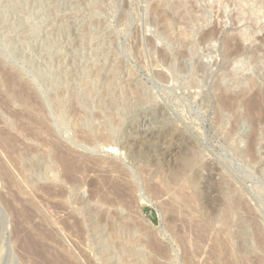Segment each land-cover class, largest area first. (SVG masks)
Returning <instances> with one entry per match:
<instances>
[{"label": "rangeland", "instance_id": "rangeland-1", "mask_svg": "<svg viewBox=\"0 0 264 264\" xmlns=\"http://www.w3.org/2000/svg\"><path fill=\"white\" fill-rule=\"evenodd\" d=\"M0 132V264H264V0H0Z\"/></svg>", "mask_w": 264, "mask_h": 264}, {"label": "bare ground", "instance_id": "bare-ground-1", "mask_svg": "<svg viewBox=\"0 0 264 264\" xmlns=\"http://www.w3.org/2000/svg\"><path fill=\"white\" fill-rule=\"evenodd\" d=\"M217 1H218V0H217ZM234 1H235V0H234ZM236 1H237V0H236ZM245 1H246V0H245ZM254 1H255V0H254ZM257 1H258V0H257ZM261 1H262V0H261ZM216 3H217V2H216ZM219 4H220V3H219ZM236 4H237V7H241L240 2H236ZM208 5H210V4H208ZM216 5H217V4H216ZM210 6H211V5H210ZM221 6H222V5H221ZM244 9H245V8H244ZM247 9H248V8H247ZM203 10H204V9H203ZM207 10H208V9H207ZM160 11H161V10H160ZM244 11H245V10H244ZM251 11H252L251 13L248 12L247 14H246V13H245V14H242V13L240 14V13H238V21L250 20L251 22H254L255 24H257V23L259 24V23H260V22H259L260 19L263 17V14H262V8H259V7H258V8H256V9L251 10ZM207 12H208V11H207ZM207 12H206V13H207ZM242 12H243V11H242ZM245 12H246V11H245ZM218 15H219V14H218ZM223 15H224V14H223ZM184 16H185V15H184ZM232 16H233V15H232ZM165 17H166V16H165ZM205 17H206V16H205ZM202 21H203V20H202ZM233 22H234V21H233ZM216 30H217V29H216ZM203 32H204V31H203ZM207 32H208V31H207ZM215 32L217 33V31H215V28H213L211 31H210V29H209L208 34L206 33L207 35H205V33H204V34H202V37H200V38H201L202 40H204V39H208V38H211V37L213 38L214 36H216ZM240 32H241V35H239V37H240L241 39H243V40H251V35H243L244 33H243L242 31H240ZM247 32H248V31H247ZM214 34H215V35H214ZM199 36H200V35H199ZM236 36H237V35H236ZM239 37H237V38H239ZM177 40H178V39H177ZM185 40H186V39H185ZM192 41H193V40H192ZM238 42H239V41H238ZM227 44H228V43H227ZM235 44H236V43H235ZM189 45H190V44H189ZM229 45H230V44H229ZM231 45H232V44H231ZM231 45H230V46H231ZM240 45H241V44H240ZM240 45H239V43H237V44H236V45L230 50V53H229V54L232 56V55L238 53V52L240 51V48H241ZM230 46H229V47H230ZM189 48H190V47H189ZM225 48H226V47H225ZM185 50H186V49H185ZM225 50H226V49H225ZM182 51H183V50H182ZM190 51H191V50H190ZM190 51H188V52L190 53ZM195 51H196V50H195ZM183 52H184V51H183ZM191 52H192V51H191ZM192 53H193V52H192ZM183 54H185V53H183ZM224 55H225V54H224ZM183 56H184V55H183ZM239 56H240V55H239ZM233 57H234V56H233ZM165 59H166V58H165ZM230 59H231V58H230ZM171 60H172V59H171ZM195 60H196V59H195ZM231 61H232V60H231ZM227 62H228V61H227ZM245 62H246V61H245ZM249 63H250V62H249ZM170 64H171V63H170ZM170 64H169V65H170ZM246 64H247V63H246ZM202 66H203V65H202ZM199 67H200V66H199ZM231 67H232V66H231ZM228 73H229V72H228ZM230 74H231V73H230ZM233 74H234V73H233ZM4 75H5V74H4ZM12 75H13V74H12ZM231 76H232V75H231ZM14 77H15V76H14ZM10 82H11V81H10ZM21 82H23V81H21ZM21 82H20V83H21ZM191 83H192V81H191ZM22 85H23V87L20 85V88H23V90H24L25 82L22 83ZM28 85H29V84H28ZM240 85H241V87L244 89V84H243V83H240ZM25 88H26V87H25ZM247 88H249V87H247ZM17 90H18V89H17ZM27 90H28V88H27ZM61 90H62V89H61ZM246 90H247V89H246ZM30 91H31V90H30ZM19 92H20V91H19ZM22 92H25V93H26V91H22ZM59 92H60V90H59ZM222 92H223V91H222ZM20 93H21V92H20ZM25 93H23V94H25ZM27 93H29V92H27ZM70 93H71V92H70ZM229 93H230V92H229ZM238 93H240V92H238ZM242 93H243V92H242ZM242 93H241V94H242ZM18 94H19V93H18ZM18 94H17V95H18ZM33 94H34V93H33ZM225 94H226V93H225ZM230 94H231V93H230ZM19 95H20V94H19ZM21 95H22V94H21ZM30 95H31V94H29V96H30ZM239 95H240V94H239ZM27 96H28V95H27ZM29 96H28V97H29ZM223 96H225V95H223ZM231 96L233 97L232 94H231ZM18 97H19V96H18ZM22 97H25V96L22 95ZM19 98H20V97H19ZM32 98H34V95H33ZM28 99H29V98H28ZM222 99H224V98H222ZM222 99H221V100H222ZM227 100H228V98H227ZM229 100H230V99H229ZM249 100H251V99H249ZM31 101L33 102V100H31ZM35 101H36V100H35ZM112 101H113V100H112ZM224 101H226V100L224 99ZM224 101H223V105H224L223 107L228 108V109L231 108V107H230V105H231L230 102H229V101L224 102ZM27 102H29V101H27ZM71 102H72V101H71ZM249 102H250V104L248 105V108L246 107V109H247V114H248L249 120H251V123H250V124H252V126H257V125L261 124L263 120L261 119L262 117H261V118L253 117V114H254V112L256 111L255 109L257 108L256 100L253 99L252 101H249ZM36 103H37V102H36ZM231 103H232V101H231ZM234 103H235V102H234ZM56 104H57V103H56ZM233 106H235V105L233 104ZM35 107H36V106H35ZM221 107H222V106H221ZM220 110H221V109H220ZM256 112H257V111H256ZM77 116H78V115H77ZM255 116H256V115H255ZM254 128H255V127H254ZM77 130H78V129H77ZM76 132H77V131H76ZM81 132H82V131H81ZM184 132H185V131H184ZM0 133H1V132H0ZM3 133H4V132H3ZM83 133H84V132H83ZM83 133H80V134L82 135ZM7 134H9V133H7ZM51 134H52V133H51ZM78 134H79V133H78ZM80 134H79V135H80ZM85 134H86V132H85ZM146 134H147V137H148V136L150 137V136H152L154 133H153V131H148ZM3 135H4V134H3ZM3 135H2V133H1V136H0V137H2ZM81 135H80V136H81ZM253 135H254V134H253ZM9 136H10V135H9ZM83 136H85V135L83 134ZM4 137H5V136H4ZM98 137H99V135H98ZM103 137H104V136L102 135L101 138H103ZM77 138H78V137H77ZM85 138H86V140L88 139L87 136H85ZM89 138H90V137H89ZM104 138H106V136H105ZM186 138H187V140L193 142L194 144L196 143L195 138H194L192 135L186 134ZM5 139H6V138H5ZM81 139H82V138H81ZM107 139H108V138H106L105 140H107ZM184 139H185V138H184ZM250 139H252V138H250ZM7 140L10 141L9 138H8ZM82 140H83V139H82ZM93 140H94V139H93ZM253 140H254V139H253ZM0 141H1V144L3 143V144H6V146H7V143H8V142L5 143V142H2V140H0ZM89 141H90V140H89ZM91 141H92V140H91ZM91 141H90V142H91ZM135 141H136V140H135ZM135 141L132 142L133 147L136 145V143L138 144V142H137V141L135 142ZM12 142H13V140H12ZM12 142H11V143H12ZM141 142H142V141H141ZM55 143H56V142H55ZM107 143H108V141H107ZM128 143H129V142H128ZM185 143H187V142H185ZM250 143H252V142L250 141ZM8 144H10V143H8ZM52 144H53V143H52ZM105 144H106V143H105ZM148 144H149V143H148ZM189 144H190V143H189ZM252 144H253V143H252ZM54 145H55V144H54ZM132 145H131V146H132ZM141 145H142V144H141ZM141 145H140V146H141ZM0 146H1V145H0ZM3 146L5 147V145H3ZM52 146H53V145H52ZM194 146H195V145H194ZM252 146H253V145H251V146L249 147V152H247L249 155H251V153L253 152V151H252V150H253V149H252ZM8 147H9V146H8ZM53 147H54V146H53ZM58 148H59V147H57V148L55 147L54 149H57V150H58ZM60 149L62 150L61 147H60ZM57 150H56L57 153L55 152L56 155H58V152H60V151H57ZM62 151H63V150H62ZM63 152H65V151H63ZM63 152H62V155H63L64 157H65V155L68 156L67 154H68L69 152H68V153L66 152L67 154L65 153V155H64ZM55 153H54V154H55ZM59 155L62 156L61 153H60ZM59 155H58L57 157H59ZM69 155H70V154H69ZM72 155H73V154H72ZM74 156H75V155H73V158H72L71 156H69L68 158H66V160H64L65 158L62 157L64 163L66 162L67 168H68V169H71V170H69V171L72 172V173L69 174V179H71V180L75 178V177H74L73 169H75V167L78 165V167H76V168H77V173H78V171L80 170V169H79V167H80L79 165H81V164H79V163L76 165V159H74ZM253 156H255V155H253ZM55 157H56V156H55ZM75 157H76V156H75ZM77 158H78V157H77ZM78 159H80V157H79ZM252 159H253V158H252ZM60 160H61V159H60ZM81 160H82V159H81ZM78 161H79V160H77V162H78ZM80 163H81V162H80ZM83 164H84V163H83ZM64 165H65V164H64ZM85 165H86V164H85ZM82 168H84V167H82ZM65 171H67V170L65 169ZM65 171H64V173H65ZM79 172H81V171H79ZM66 173H68V172H66ZM77 175H78V174H77ZM77 175H75V176H77ZM80 175H81V174H80ZM64 176H65V175H64ZM65 177H66V176H65ZM67 177H68V176H67ZM79 177H80V176H79ZM84 177H85V176H84ZM75 179H78V178H75ZM76 181L78 182V180H76ZM72 182H74V181H72ZM114 185H115V184H114ZM114 185H113V187H115V186L118 187L117 185H115V186H114ZM116 189H117V188H116ZM119 190L121 191L120 188L118 189V191H119ZM121 192H122V191H121ZM6 204H8V202H5V206H6ZM10 205H11V204H10ZM12 206H13V205H11L10 209H11V208H12V209L14 208V210H16V207H12ZM16 206H17V205H16ZM7 208H8V207H7ZM12 209H11V210H12ZM17 210H18V212H17V216H18V218H19V215H23V216H24V215L26 214V213L18 214V213H20V212H19V209H18V208H17ZM20 211H21V210H20ZM23 211H24V210H23ZM13 212H14V211H13ZM13 212H12V213H13ZM21 212H22V211H21ZM140 212H142V211L140 210ZM14 214H16V211H15ZM17 216H16L15 218H17ZM23 216H22V218H23ZM20 217H21V216H20ZM25 217H26V215H25ZM255 224H256V223H255ZM18 227H19V226H18ZM257 227H258V226H257ZM257 227H256V228H257ZM12 228H13V227H12ZM14 229H15V228H14ZM16 229H17V227H16ZM21 231H22V230H21ZM29 231H30V230H29ZM42 231H43V230H42ZM79 232H80V231H79ZM260 232H261V231H260ZM20 233H21V232H20ZM16 234H17V232H16ZM31 234H32V232H31ZM42 234H43V232H42ZM258 234H260V233H258ZM17 235H18V234H17ZM27 235H28V234H27ZM47 235H48V233H47ZM258 236H259V235H258ZM26 237H27V236H26ZM26 237H25V239H26ZM11 238H12V237H11ZM29 238H30V236H29ZM259 238H260V237H259ZM0 239H1V237H0ZM26 240H27L26 242H28V238H27ZM29 240H30L29 242H31V244H32V243H33V244H34V243H39V241H40V240H39V241L36 242V241H34L35 239L32 240L31 238H30ZM258 240L260 241V239H258ZM42 243H44V242H42ZM19 244H20V243H19ZM24 244H25V243H24ZM24 244H23V245H24ZM28 244H29V243H28ZM33 244H32V245H33ZM39 244H40L39 247H38V245H36V244H35L36 246L29 245V247H30V248H31V247H34V248L38 247V248H40V246H41V247L43 246L41 243H39ZM47 244H48V243H47ZM26 245H27V243H26ZM27 246H28V245H27ZM27 246H26V247H27ZM46 246H47V245H46ZM48 246H49V245H48ZM26 247H25V248H26ZM29 247H28V248H29ZM44 247H45V246H44ZM44 247H43V248H44ZM34 248H31L32 250H29V251L34 252V251H35ZM43 248L40 249V250H41V251H40L41 254L44 253V252H43V250H44ZM46 249H47V247H46ZM33 250H34V251H33ZM47 250H48V249H47ZM47 250H46V253L48 252ZM37 251H38V250H37ZM42 252H43V253H42ZM23 253H24V252H23ZM25 253H26V252H25ZM30 253H31V252H30ZM37 254H38V253H37ZM44 254H45V253H44ZM44 254H43V256L45 257ZM22 255H23V254H22ZM51 255H52V254H51ZM20 256H21V255H20ZM23 256H24L23 259H25V258H26L25 255H23ZM23 256H22V257H23ZM26 256H27V254H26ZM38 256H39V254H38ZM46 256H47V254H46ZM41 257H42V255H41ZM33 258H34V257H33ZM45 258H46V257H45ZM21 259H22V258H21ZM46 259H49V258L47 257ZM55 259H56V258H54V260H55ZM25 260H26V259H25ZM25 260H24V261H25ZM42 260H43V257H42ZM49 260H50V259H49ZM49 260H48V261H49ZM54 260H52V257H51V261H54ZM25 262H26V261H25ZM28 262H29V260H28ZM54 262H55V261H54ZM30 263L34 264V262H32V260H31ZM35 263H39V262H35ZM44 263L46 264L45 261H44ZM49 263H50V261H49ZM49 263H48V264H49ZM58 263H59V262H58ZM39 264H41V263H39ZM50 264H52V263H50ZM63 264H64V263H63Z\"/></svg>", "mask_w": 264, "mask_h": 264}]
</instances>
